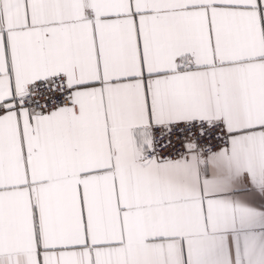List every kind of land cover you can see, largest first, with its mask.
Instances as JSON below:
<instances>
[{
	"label": "snow or ice",
	"instance_id": "6c2138e0",
	"mask_svg": "<svg viewBox=\"0 0 264 264\" xmlns=\"http://www.w3.org/2000/svg\"><path fill=\"white\" fill-rule=\"evenodd\" d=\"M0 264H264V0H0Z\"/></svg>",
	"mask_w": 264,
	"mask_h": 264
}]
</instances>
